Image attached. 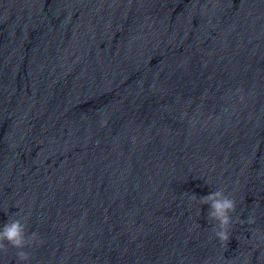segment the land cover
<instances>
[{
    "label": "water",
    "instance_id": "obj_1",
    "mask_svg": "<svg viewBox=\"0 0 264 264\" xmlns=\"http://www.w3.org/2000/svg\"><path fill=\"white\" fill-rule=\"evenodd\" d=\"M9 217L23 264H264V0H0Z\"/></svg>",
    "mask_w": 264,
    "mask_h": 264
},
{
    "label": "clouds",
    "instance_id": "obj_2",
    "mask_svg": "<svg viewBox=\"0 0 264 264\" xmlns=\"http://www.w3.org/2000/svg\"><path fill=\"white\" fill-rule=\"evenodd\" d=\"M193 197L197 198L195 195ZM201 205H208L207 220L214 221L212 225V233L215 238L221 241H227L230 235V228L233 223L232 213L236 210V202L230 198L224 191L216 190L210 194L199 198ZM18 215L17 214H14ZM13 216V217H14ZM9 217L8 221L0 226V250L7 252L9 246L17 249V264H23L30 259V253L24 249L37 241L38 234L33 232L27 235V218L21 219ZM248 223H254L253 217L247 218ZM7 242V243H5ZM40 243H43L41 240Z\"/></svg>",
    "mask_w": 264,
    "mask_h": 264
}]
</instances>
